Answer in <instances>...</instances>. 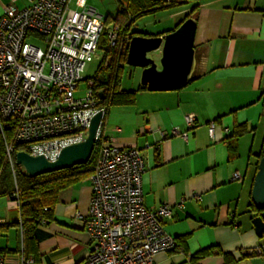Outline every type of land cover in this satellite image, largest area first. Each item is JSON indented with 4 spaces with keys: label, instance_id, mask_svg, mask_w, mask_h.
<instances>
[{
    "label": "crops",
    "instance_id": "0c3cea01",
    "mask_svg": "<svg viewBox=\"0 0 264 264\" xmlns=\"http://www.w3.org/2000/svg\"><path fill=\"white\" fill-rule=\"evenodd\" d=\"M15 1L19 9L30 5L29 0ZM95 1L86 3L94 7ZM111 1L114 8L102 15L104 20L114 18L120 5H131L130 12H136L132 0ZM9 2L0 0V17ZM196 6L191 80L169 92L139 88L133 104L109 109L103 132L115 144L141 151L144 206H171L164 228L176 239L177 249L156 255L154 264H264V235L255 234L251 221L257 215L250 207L264 143V0L189 3L175 9L174 28L151 37L174 31ZM153 58L158 61L160 51ZM190 114L195 124L188 129L185 117ZM211 123L216 124L213 140L208 135ZM238 125L245 128L241 136L233 134ZM175 129L180 135H173ZM236 172L241 182H232ZM90 197L88 178L61 191L47 221L34 230V241L23 240L17 202L0 198L5 264L83 261L90 250L84 225ZM205 250L208 254L197 256Z\"/></svg>",
    "mask_w": 264,
    "mask_h": 264
},
{
    "label": "built area",
    "instance_id": "2783aa9c",
    "mask_svg": "<svg viewBox=\"0 0 264 264\" xmlns=\"http://www.w3.org/2000/svg\"><path fill=\"white\" fill-rule=\"evenodd\" d=\"M29 1L19 9L10 0L0 17V133L6 162L13 169L18 146L31 157L56 161L64 148L86 139L91 119L101 112L84 217L90 250L77 264H154L156 255L177 249L176 239L164 228L172 217L171 206L162 204L154 210L144 206L141 151L106 137L105 109L99 106L93 81L87 80L84 91L79 88L87 64L101 58L104 18L86 0ZM116 35L117 28L107 30L109 45H114ZM7 123L14 131L11 141L5 135ZM185 124L194 127V115H187ZM215 131L216 124L211 123L212 140ZM173 135L180 133L175 129ZM181 137L186 139L187 133ZM241 181L236 172L232 182ZM0 264H5L2 254Z\"/></svg>",
    "mask_w": 264,
    "mask_h": 264
},
{
    "label": "trees",
    "instance_id": "16d2710c",
    "mask_svg": "<svg viewBox=\"0 0 264 264\" xmlns=\"http://www.w3.org/2000/svg\"><path fill=\"white\" fill-rule=\"evenodd\" d=\"M134 1V11L131 13L132 6H119L116 16L104 20V30L100 38L99 49L101 58L97 73L93 79L94 91L100 95V105L105 109V116L113 106L131 105L135 102V92L124 91L121 89V81L124 76L126 66V56L128 45L131 38L135 36L151 37L148 35L132 32V27L136 20L158 11H166L197 3L200 0H132ZM193 8L191 15H187L183 21L193 16L197 10ZM181 21L177 27L183 22ZM111 27L117 28V35L114 45H109L107 30ZM176 27V28H177ZM175 28V29H176ZM174 29V30H175ZM169 33V32H168ZM103 52V53H102ZM105 120V118H104ZM11 124L5 125L6 138L11 141L13 128ZM244 126L235 127L234 135L244 134ZM23 150V147H16V151ZM98 148L94 147L90 160L85 165L74 166L71 169L61 170L54 173L44 174L37 177L26 175L23 170L14 164L13 169L6 162L5 150L2 135L0 133V198L16 195L13 199L18 204L20 214V226L24 241H34L33 232L40 224L45 223L49 218L52 207L56 204L61 191L88 178L94 171L97 161ZM259 154L257 164L261 158ZM257 167V165H256ZM250 207L258 216L253 204ZM44 221V222H43ZM208 254V251H201L197 256Z\"/></svg>",
    "mask_w": 264,
    "mask_h": 264
},
{
    "label": "water",
    "instance_id": "95a60500",
    "mask_svg": "<svg viewBox=\"0 0 264 264\" xmlns=\"http://www.w3.org/2000/svg\"><path fill=\"white\" fill-rule=\"evenodd\" d=\"M196 21L188 18L174 31L164 37L135 36L131 38L126 56V66L141 69L139 88L149 92H169L185 86L190 80L195 63L193 47ZM160 51L156 61L153 53ZM102 113H97L90 121L86 139L64 148L54 162L44 157H31L25 152H17L15 163L30 177L71 169L85 165L93 153L96 135L101 124ZM258 161L250 192V200L259 215L251 221L257 237L264 235V143Z\"/></svg>",
    "mask_w": 264,
    "mask_h": 264
},
{
    "label": "rangeland",
    "instance_id": "374dc122",
    "mask_svg": "<svg viewBox=\"0 0 264 264\" xmlns=\"http://www.w3.org/2000/svg\"><path fill=\"white\" fill-rule=\"evenodd\" d=\"M96 1L97 2L99 1L98 5L94 4L93 6L95 9H97V11L101 15H105L106 12H111L110 9L114 8V4L111 0H106V1L96 0ZM175 9H178V8H174V9L172 8L166 11L164 10L160 12L161 15L159 16L151 15V16L140 19L133 25L131 29L132 32H136V33H140V34H144L148 36H151V35L154 36L166 30H170L174 28L175 23L178 22L177 17H176L177 12L175 11ZM99 64H100V60L97 58H95L91 63L87 64L82 74L85 80L80 82V85H79V88L82 91H84L87 87V80H91L95 77ZM139 73L140 72L138 69H133V72L129 74V70L127 69L121 81V89L124 91L138 92L139 91ZM83 94L84 92L76 94V97H82Z\"/></svg>",
    "mask_w": 264,
    "mask_h": 264
}]
</instances>
